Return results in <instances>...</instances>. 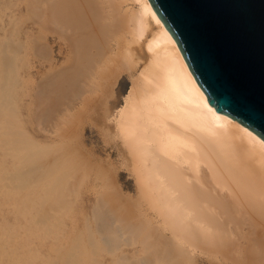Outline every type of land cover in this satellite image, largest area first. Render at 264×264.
Wrapping results in <instances>:
<instances>
[{
    "label": "bare ground",
    "instance_id": "6f19581e",
    "mask_svg": "<svg viewBox=\"0 0 264 264\" xmlns=\"http://www.w3.org/2000/svg\"><path fill=\"white\" fill-rule=\"evenodd\" d=\"M13 5L15 9L29 10V18L32 17L29 34L35 45V56H42L47 61L48 70L57 67V60L62 63L53 75L54 79L45 82L38 95L45 99L56 90L62 91L64 96L76 93L79 98H86L84 96L90 92L97 95L95 102L100 111L97 113L98 122L106 126L105 131L114 142L113 154L119 157L120 166L114 163L112 168L114 179H120L121 169L129 173V178H133L134 193L126 198L133 205H138L142 216L141 226L143 224L149 236L156 239L154 243L146 241V244L140 245L150 249L151 245L156 247L159 240V251L165 257L171 256V264L174 261L180 264H264V141L210 106L176 42L149 0H14ZM124 74L129 75L131 86L123 95V104L118 107L115 87ZM72 95L71 98H74ZM6 124L9 123L4 126ZM11 133L15 135L13 131ZM43 159L38 161L42 163ZM30 162L33 165V161ZM15 173L17 171L13 175ZM6 178L4 180L10 179ZM20 183L16 186L22 187ZM22 184L23 188L26 185L28 188L29 183ZM32 188L41 191L36 186ZM28 192L24 191V194ZM18 194L15 198H20V201L26 196L23 194L22 198V193L19 197ZM45 195L43 193L47 199ZM43 196L41 198H45ZM31 197L28 196L26 200ZM10 198L13 202V196ZM48 200L49 197L45 203ZM36 203L35 206H39ZM45 207L41 210H46ZM32 208H35L33 204L30 206ZM49 211L47 209L45 215L50 219ZM53 217L55 221L59 219ZM113 217L109 218V222H112L108 226L110 228L117 224L116 217ZM43 221L40 217L36 220L26 217L18 221L8 220L0 215V264H32L33 259L36 264H45L42 255L44 249H41L43 245L36 246L29 234L32 228L39 231L44 226ZM52 223L51 226L54 225ZM132 223L118 226L113 231L121 236L126 232L137 235L135 232L139 231L141 234L143 226L140 227L139 223L134 227ZM45 227L48 228L43 230L50 228ZM48 230V234L56 231ZM46 239L49 237L46 236ZM34 249L39 253H33L36 251ZM133 252L135 255L139 253L137 250ZM76 257L78 259L79 256ZM72 261L77 262L75 259Z\"/></svg>",
    "mask_w": 264,
    "mask_h": 264
},
{
    "label": "rangeland",
    "instance_id": "374dc122",
    "mask_svg": "<svg viewBox=\"0 0 264 264\" xmlns=\"http://www.w3.org/2000/svg\"><path fill=\"white\" fill-rule=\"evenodd\" d=\"M13 2L14 0H0V45L2 46H0V75H2V77L0 76V92L2 91V93H0V118L2 119V121L0 119V126H2L0 127V139L4 136L2 138V140L4 139L3 143H0V180L3 178L2 181H0L2 182L0 185H3L4 181H6L4 184L5 186L3 185L4 187L2 185V187L0 186V201H2L0 202V212L3 211L0 213V215L6 219L8 218V220L18 221L23 217L33 218L36 220V218L38 219V217H40L45 221H43L44 226L41 227L39 231H36V229L32 228L33 231H31L29 234L30 239L34 241L36 246L38 244H40V246L43 245L41 248L44 249L42 251V255L47 264H74L75 262L72 261L74 259L77 261L75 264H78V262L79 264H141L142 262H145L146 264H164V262L167 260H169L167 261L168 263L172 262L171 256L165 257L166 255L159 251V240L157 242L158 245L156 243L159 248L157 246L155 247L154 245H151V247H149L150 249L141 246L146 244V241H149V243L152 241V243H154L156 239L154 240L152 239L153 237L149 236L150 233H148L147 230H144L146 228L143 224V227L141 226L142 216L138 205H133L126 198L130 193H134L133 178H129V173L121 169L120 179H114L112 168L114 163L115 165L120 166V163L118 162L119 157L116 154H113L115 151L113 147L114 142L105 131L106 126L98 122L97 113L100 111H98L95 102L97 95L90 92L85 96L83 95L86 98H79L76 93H73L72 95L71 92V94L68 93L65 95L67 97H65L64 94L61 93L62 91L57 90L52 92V96L48 95L50 96V98L47 96L48 99L45 98V96V99H42L43 97L38 95L40 90L42 91V88L45 86L43 84H46L50 80L54 79L53 75L58 72L62 63L61 61L57 60V67L48 70L49 65L47 61L42 56H35V45L32 43L31 34H29L31 33L30 30L32 26V17L31 19L29 18L31 15L29 14L28 9H15ZM20 19H22V22ZM12 23L13 25H11ZM18 25L21 28H19ZM130 86L131 79L129 78V75H122L119 79V83L115 87V90L118 92L117 97H115L116 101H118V107L123 104V95L128 91ZM49 92L48 94H50ZM71 95L74 98H71ZM88 98H90L91 101ZM84 99L88 100L84 101ZM53 103L55 104V107ZM67 106L68 110L66 109ZM7 115H9L10 118L7 117ZM5 123H9L6 124L8 127L4 126ZM4 131L5 133L6 131L9 133L5 134ZM12 131L15 133V135H12ZM11 136H13L15 140L16 138L19 139L14 142L15 140L12 139ZM14 143L16 147L13 145ZM13 154H15L14 157H12ZM16 155L18 156L16 157ZM35 157L37 160H35ZM40 158L43 159L42 163L41 161H38L41 160ZM27 160L29 161L28 163L26 162ZM31 160L33 161L34 167L32 162H30ZM21 161L22 163H20ZM35 161H38L40 164ZM3 162L5 163L4 166L6 167L3 166ZM23 162H25V164ZM34 162L37 163L39 168H37L38 166ZM14 163L16 165H14ZM29 163L30 165H28ZM18 164L20 165L18 166ZM14 166L15 168H18L15 169ZM25 166L29 167H27V172ZM3 171H5L6 175ZM16 171L17 174L15 173V175H17L16 177L20 181L15 180L17 178L13 177L15 176L13 174ZM19 171L21 173H19ZM2 174H4L3 177ZM5 177L15 179H9L7 181L4 180ZM11 181L13 182L11 183ZM17 183H20L19 185L22 187L16 186L18 185ZM22 183L25 185L29 183L28 188L27 185L23 188ZM40 183L42 184L40 185ZM11 186H14L15 188L13 187L12 189L10 188ZM33 186L41 188V191L37 188L36 189L38 192L34 191L35 188H32ZM5 188L9 190V192ZM25 188L27 190H24L25 192H28L30 189L32 190L29 191L30 193L28 192L29 194H24L23 189ZM32 191L35 193L37 192V196ZM42 191L44 195L45 193L47 194V199L48 197L50 198V200H48L46 203V195L43 196V193H41ZM2 192L5 196L2 194ZM39 192L45 198H41ZM17 193H19L18 197L21 193V196L24 194V196H27H25L26 198H28V196H32L29 198V200H31H26V198L24 197V199L22 196L23 199L20 201V198H15ZM30 194H33L34 198L33 195ZM38 194L40 196H38ZM8 196H13V202L11 201L10 197L8 198ZM39 197L41 199H39ZM35 198H38V201H36ZM24 201L30 203L29 206L26 205L27 203ZM31 201H33L32 204L35 208L30 209V206L32 207ZM35 202L40 203H36V205H39L40 207L35 206ZM20 203L21 205L19 206ZM44 207L46 210L43 209V212L41 209ZM58 208H60V210ZM96 208L100 210L95 211ZM47 209H49V212L52 213L50 214L48 212L51 216L50 219L45 215ZM21 210L25 211L22 212ZM19 213H23L22 216L19 215ZM40 213H42L44 216L42 214L40 215ZM101 213H103L102 217ZM111 214L116 218L111 216ZM52 215L55 216L56 219L59 217V219L55 221ZM45 216L47 218H45ZM111 217L117 221V224L115 223L113 226L114 228L108 227L110 226L109 224L112 223L111 221L109 222V218ZM136 217L139 218V221L137 220L138 218L136 219ZM132 220L137 224H135V222ZM49 221L50 223H47ZM51 222H53L52 224H54V227L51 226ZM125 222L129 224L133 222L132 224L134 227L140 223V227H142L144 231L142 230L141 234L138 233L139 231L135 232L137 235H134V232H126L127 234H125L127 236H125V234H122V236L117 234L115 232V228L122 225L124 226V224H126ZM97 224L103 230L99 229L100 227ZM45 226L50 227L49 230L47 229L48 231L51 230L52 232V229H56V231H53L54 233H51L52 235L50 233L48 234L47 230H43L48 228ZM51 227L53 228L51 229ZM38 229L39 227L37 230ZM57 229L59 231H57ZM113 229L115 231H113ZM107 232L109 234H107ZM111 232H114V234ZM115 233L117 234L118 239L116 238L117 236H115ZM39 234H41V236L43 234L45 238H43V236L42 238L37 237ZM130 234H132V236L134 235V237L132 238ZM46 236H48L49 239H46ZM144 236L147 237V239H145ZM111 237L114 239H111ZM116 239L118 241H114ZM129 243L132 244L129 245ZM115 246H118L117 249ZM76 249L78 252H75ZM34 250L36 251L33 253H39L37 249ZM136 250L139 253L135 255L133 254V251ZM79 254L82 255L80 256ZM76 255L79 256L78 259L77 257L75 258ZM157 260H159V262ZM162 260H164V262ZM31 262L32 264H36L34 259L31 260ZM175 263L180 264L178 261H174L172 264Z\"/></svg>",
    "mask_w": 264,
    "mask_h": 264
},
{
    "label": "water",
    "instance_id": "95a60500",
    "mask_svg": "<svg viewBox=\"0 0 264 264\" xmlns=\"http://www.w3.org/2000/svg\"><path fill=\"white\" fill-rule=\"evenodd\" d=\"M218 114L264 141V0H149Z\"/></svg>",
    "mask_w": 264,
    "mask_h": 264
}]
</instances>
